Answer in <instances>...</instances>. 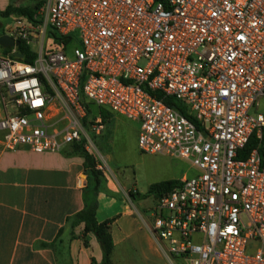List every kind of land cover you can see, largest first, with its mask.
I'll return each mask as SVG.
<instances>
[{
  "label": "built area",
  "instance_id": "obj_1",
  "mask_svg": "<svg viewBox=\"0 0 264 264\" xmlns=\"http://www.w3.org/2000/svg\"><path fill=\"white\" fill-rule=\"evenodd\" d=\"M2 35L36 57L0 46V152L89 151L90 105L135 121L197 171L144 223L166 260L264 264V0H46Z\"/></svg>",
  "mask_w": 264,
  "mask_h": 264
},
{
  "label": "crops",
  "instance_id": "obj_2",
  "mask_svg": "<svg viewBox=\"0 0 264 264\" xmlns=\"http://www.w3.org/2000/svg\"><path fill=\"white\" fill-rule=\"evenodd\" d=\"M6 6L2 1L0 10ZM103 122V131L92 137L108 161L116 142L123 143L122 148H137V122L112 113ZM72 146L57 153L36 154L25 148L0 152V264H101L95 236L84 234L83 224L71 227L67 222L84 208L83 191L90 182L84 175V158ZM104 178L109 194L98 193L95 217L99 223L111 221L110 261L117 264L116 249L132 235L129 206L134 204L126 197L129 191L118 192L110 177ZM171 179L178 180L164 181ZM114 197L125 198L127 204L116 203Z\"/></svg>",
  "mask_w": 264,
  "mask_h": 264
},
{
  "label": "rangeland",
  "instance_id": "obj_3",
  "mask_svg": "<svg viewBox=\"0 0 264 264\" xmlns=\"http://www.w3.org/2000/svg\"><path fill=\"white\" fill-rule=\"evenodd\" d=\"M2 1L4 0H0V5ZM6 4L7 6L0 11H4L12 4L25 6L28 2L25 0H6ZM18 19L19 16L14 15L0 17V34H2L6 24L13 26ZM31 48L35 49V45H32ZM90 108L97 111L94 105H90ZM94 143L93 146H89V151L84 149L93 157L96 165L101 167V169H97L103 176L110 177L118 192L132 190L135 195L134 199H131L134 205L129 206L130 210L133 211V215L129 218L132 235L130 239H127L116 249L115 260L117 264H170L161 255L160 250L156 249L157 246L153 245L144 224L150 222V213L156 205V199L152 196L139 199L137 194H145L150 185L170 178L178 180L184 176L190 178L196 175V169L187 160L166 154H143L135 146L129 147L125 144V148H122L123 143L121 142L115 143L112 148V160L108 161L103 149ZM79 184L81 185V183ZM126 197L129 199L127 193ZM114 199L116 203L124 202L127 204V200L123 197L121 198L122 201L120 197H114ZM134 207L137 208L138 212L135 211ZM170 259L172 264H192L190 260Z\"/></svg>",
  "mask_w": 264,
  "mask_h": 264
},
{
  "label": "trees",
  "instance_id": "obj_4",
  "mask_svg": "<svg viewBox=\"0 0 264 264\" xmlns=\"http://www.w3.org/2000/svg\"><path fill=\"white\" fill-rule=\"evenodd\" d=\"M17 1V0H16ZM28 2L25 6L20 5H9L4 11H0V17H8L10 15L19 16V18L25 20H32L37 14L39 9L44 5L46 0H25ZM1 27V26H0ZM1 31V28H0ZM18 53L22 55L20 61L24 63L31 64L36 57V54L31 51V49L24 45L23 42L20 43L17 48ZM87 117L84 120V124L88 123V119L92 116V112L89 107L86 109ZM102 120H106L109 113L104 109H97V112ZM75 151L79 152L84 158V175L88 183L85 187L84 192V208L67 218V222L71 227L78 224H83L84 234L91 233L95 236L101 252L102 260L101 264H112L110 261V254L113 249V241L110 234V224L111 221L107 220L99 223L96 220V197L98 193L109 194L105 186V178L103 174L97 169L96 162L93 157L88 154L82 145H73ZM178 180H168L150 185L148 191L145 194H137L139 199H145L148 196L154 197V199L160 198L165 193L169 192L173 187L176 186ZM91 185V187H90ZM128 196L134 199L135 195L133 192L129 191ZM44 247L50 246V244H43Z\"/></svg>",
  "mask_w": 264,
  "mask_h": 264
},
{
  "label": "water",
  "instance_id": "obj_5",
  "mask_svg": "<svg viewBox=\"0 0 264 264\" xmlns=\"http://www.w3.org/2000/svg\"><path fill=\"white\" fill-rule=\"evenodd\" d=\"M20 43L18 41L14 42L11 38L7 37V36H0V46L3 48L6 47H19ZM11 56L14 58H18L21 59L22 55L18 52H13L11 53Z\"/></svg>",
  "mask_w": 264,
  "mask_h": 264
}]
</instances>
